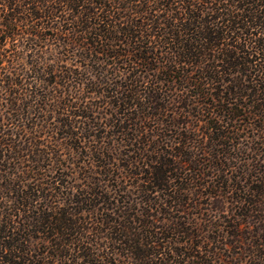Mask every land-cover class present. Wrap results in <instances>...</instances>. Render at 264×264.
<instances>
[{
  "label": "trees",
  "instance_id": "16d2710c",
  "mask_svg": "<svg viewBox=\"0 0 264 264\" xmlns=\"http://www.w3.org/2000/svg\"><path fill=\"white\" fill-rule=\"evenodd\" d=\"M0 264H264V0H0Z\"/></svg>",
  "mask_w": 264,
  "mask_h": 264
}]
</instances>
